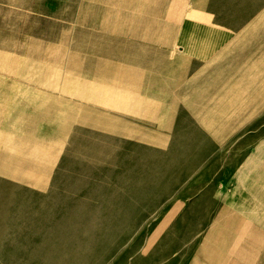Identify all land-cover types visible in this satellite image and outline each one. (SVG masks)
<instances>
[{"label": "rangeland", "instance_id": "rangeland-1", "mask_svg": "<svg viewBox=\"0 0 264 264\" xmlns=\"http://www.w3.org/2000/svg\"><path fill=\"white\" fill-rule=\"evenodd\" d=\"M0 264H264V0H0Z\"/></svg>", "mask_w": 264, "mask_h": 264}]
</instances>
